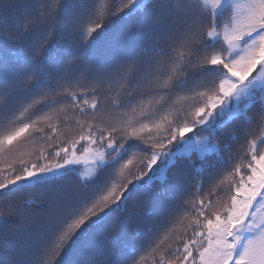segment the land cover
<instances>
[{"label": "snow or ice", "instance_id": "snow-or-ice-1", "mask_svg": "<svg viewBox=\"0 0 264 264\" xmlns=\"http://www.w3.org/2000/svg\"><path fill=\"white\" fill-rule=\"evenodd\" d=\"M85 240L264 264V0H0V264Z\"/></svg>", "mask_w": 264, "mask_h": 264}, {"label": "trees", "instance_id": "trees-1", "mask_svg": "<svg viewBox=\"0 0 264 264\" xmlns=\"http://www.w3.org/2000/svg\"><path fill=\"white\" fill-rule=\"evenodd\" d=\"M39 203H40V201L37 200V204H39ZM15 227H16V223L15 222H10L9 224H7L5 226L6 229H13ZM131 227H134V225L131 226ZM88 243H90V241L89 240H85V241L81 242V244H79V245L76 246L75 252L71 253L68 256L69 264H72V261H74V260H76L78 258L79 253L82 252L83 250H85V246Z\"/></svg>", "mask_w": 264, "mask_h": 264}]
</instances>
